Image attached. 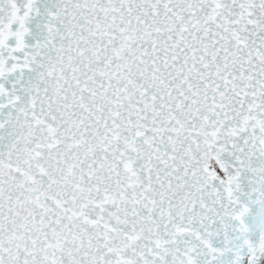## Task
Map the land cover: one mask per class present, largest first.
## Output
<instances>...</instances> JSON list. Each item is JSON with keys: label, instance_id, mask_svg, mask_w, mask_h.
I'll use <instances>...</instances> for the list:
<instances>
[{"label": "snow or ice", "instance_id": "obj_1", "mask_svg": "<svg viewBox=\"0 0 264 264\" xmlns=\"http://www.w3.org/2000/svg\"><path fill=\"white\" fill-rule=\"evenodd\" d=\"M0 264H264V0H0Z\"/></svg>", "mask_w": 264, "mask_h": 264}]
</instances>
